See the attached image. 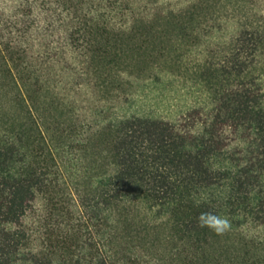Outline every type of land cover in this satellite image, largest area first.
Here are the masks:
<instances>
[{
	"label": "trees",
	"instance_id": "16d2710c",
	"mask_svg": "<svg viewBox=\"0 0 264 264\" xmlns=\"http://www.w3.org/2000/svg\"><path fill=\"white\" fill-rule=\"evenodd\" d=\"M255 52L264 0H0V264H264Z\"/></svg>",
	"mask_w": 264,
	"mask_h": 264
},
{
	"label": "clouds",
	"instance_id": "9594fccd",
	"mask_svg": "<svg viewBox=\"0 0 264 264\" xmlns=\"http://www.w3.org/2000/svg\"><path fill=\"white\" fill-rule=\"evenodd\" d=\"M196 219L198 227L208 228L219 236L227 234L232 229L231 220L227 216L211 211L201 212Z\"/></svg>",
	"mask_w": 264,
	"mask_h": 264
},
{
	"label": "rangeland",
	"instance_id": "374dc122",
	"mask_svg": "<svg viewBox=\"0 0 264 264\" xmlns=\"http://www.w3.org/2000/svg\"><path fill=\"white\" fill-rule=\"evenodd\" d=\"M219 52H212V54H216ZM236 53V52H235ZM257 57L255 58L252 67L249 69L251 72L257 73L260 72L261 69H264V52H255ZM223 54L229 55L230 52H223Z\"/></svg>",
	"mask_w": 264,
	"mask_h": 264
}]
</instances>
